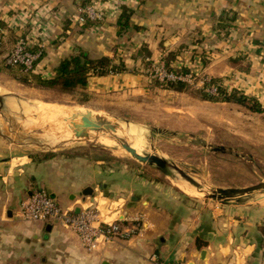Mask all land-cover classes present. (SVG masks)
I'll return each mask as SVG.
<instances>
[{"label":"crops","instance_id":"0c3cea01","mask_svg":"<svg viewBox=\"0 0 264 264\" xmlns=\"http://www.w3.org/2000/svg\"><path fill=\"white\" fill-rule=\"evenodd\" d=\"M87 1L0 0V29L5 38L9 32L44 42L37 63L43 78L79 51L123 63L121 70L88 75L78 90L90 105L115 97L137 114L155 94L159 107L174 115L234 105L203 99L193 85L183 91L151 86L149 65L166 58L171 67L196 69L227 92L236 89L264 103V0H116L117 11L94 23L77 19ZM224 16L232 19L226 32L216 28ZM36 153L0 133V264H154L153 256L180 264H264L261 205L192 198L114 155ZM36 189L62 209L94 198L106 220L138 218L141 230L88 251L61 224L19 216L21 199Z\"/></svg>","mask_w":264,"mask_h":264},{"label":"rangeland","instance_id":"374dc122","mask_svg":"<svg viewBox=\"0 0 264 264\" xmlns=\"http://www.w3.org/2000/svg\"><path fill=\"white\" fill-rule=\"evenodd\" d=\"M2 93L15 97H5L6 106L0 111V127L5 126L8 130H12L13 132L9 133L11 136L21 132L31 136V138L22 137V141L37 149H26L28 152L44 154L64 150L86 153L97 158H109L110 155H114L112 157L127 160L132 167L148 174L157 173L162 180L175 186L172 179L163 176L153 166L135 160L115 141L112 144H103L97 139H77L56 145L61 138H70L73 135L69 127L71 122L61 118L62 122H60L57 114L49 113L51 110L43 112L37 106L43 102L87 108L94 114L98 113L103 118L110 119L109 121L125 129L129 141L140 139L141 152L155 150L208 188L241 187L264 180V114L249 112L237 104L197 107L193 109L194 112L186 115H174L171 110H163L159 107L160 104L157 102L159 99L155 98L160 95L155 94L146 99L143 111L132 114L121 108L119 99L115 97L104 101L98 100V105H90L78 93L24 85L0 73V94ZM163 101L161 99V102ZM29 108L32 109L29 111ZM59 124L60 126H56ZM129 128H135V138L129 135ZM210 146H222L224 151L211 150ZM186 195L204 199L199 194ZM257 200V197H254L246 200L245 203L264 207V202Z\"/></svg>","mask_w":264,"mask_h":264},{"label":"built area","instance_id":"2783aa9c","mask_svg":"<svg viewBox=\"0 0 264 264\" xmlns=\"http://www.w3.org/2000/svg\"><path fill=\"white\" fill-rule=\"evenodd\" d=\"M116 3V0H89L77 8V19L78 21L101 22L108 15L117 11ZM44 46L43 41L34 42L26 36H19L10 51L5 54L4 63L19 65L22 71L37 74V63L42 56ZM148 69V77L151 80L155 79L159 82L182 81L212 95L217 93V85L211 84V78L200 75L196 69L176 72L170 70L163 61L149 65ZM198 83H200L199 87H197ZM77 204V209H62L50 193L44 189H36L21 199L18 212L25 221L59 223L70 229L78 236L82 246L88 251L141 230V222L138 218L128 223H124L125 218L123 217L106 220L98 209L94 198L86 197L79 200ZM152 261L154 264H180L163 262L154 256Z\"/></svg>","mask_w":264,"mask_h":264},{"label":"trees","instance_id":"16d2710c","mask_svg":"<svg viewBox=\"0 0 264 264\" xmlns=\"http://www.w3.org/2000/svg\"><path fill=\"white\" fill-rule=\"evenodd\" d=\"M226 20L229 21L232 19L226 16L220 17V19H218L216 22V28H218V30H225L226 32V28L229 25ZM87 21L94 23V21ZM7 35L8 37L5 38L3 36L2 30L0 29V55L8 53L17 39L12 33L8 32ZM9 43L12 44L10 45ZM4 56L2 58L0 57V72L10 76L15 81L24 85H31L41 88H56L62 92H70L75 94L78 93L79 96L85 100V93L83 91L79 92L78 89H83L86 86L89 74L102 75L108 72V70H121L124 67L123 63L121 62L118 64H112L111 59L108 57L102 56L98 59H90L84 51H79L77 54L61 59L55 67L54 75L52 77L43 78L38 74L22 71L19 65L5 64ZM164 63L170 70L176 72L179 70L186 72L188 70L184 67L177 68L169 66V60L167 58L164 59ZM149 83L151 86H157L164 89H173L177 91L186 90L191 86L188 83L182 81L159 82L155 79L151 80ZM211 84L217 85V93L212 95L203 89H198L197 92L200 97L211 101L234 103L243 107L249 112L264 114V103L258 99L247 96L243 92L236 89H232L230 92H227L220 84V81L216 79H211ZM53 154V152H46L43 154V157L47 158Z\"/></svg>","mask_w":264,"mask_h":264},{"label":"water","instance_id":"95a60500","mask_svg":"<svg viewBox=\"0 0 264 264\" xmlns=\"http://www.w3.org/2000/svg\"><path fill=\"white\" fill-rule=\"evenodd\" d=\"M5 97L0 94V111L5 107ZM89 113L91 111H88ZM92 113V112H91ZM97 114V113H95ZM95 121H89L88 123H83L77 127L74 123H70L69 127L73 130V135L70 138H61L56 145L59 143H65L69 140H81V139H96L100 135H108L126 152H128L135 160L143 162L145 164L153 166L156 170H158L163 176L172 179L173 181H183L192 186L197 192L201 193L204 199H210L217 201L219 203H232V204H249L245 203L246 200L257 197L259 194L264 193V180H260L256 183H253L248 186H228V187H206L199 181H197L193 176L188 174L186 171L181 169L178 165L173 163L172 161L166 159L165 157L159 155L155 150L152 152H144L137 150L131 146V144L127 141V139L115 133L117 123L113 125L110 124L107 119L102 116L96 115ZM4 130V131H3ZM91 131V137H88V132ZM13 132L12 130H8V127L2 126L0 127V133L8 138L13 143L20 145L28 150H37L36 148H32L27 143L22 141L24 137H30L23 132L17 133L15 136H11L9 133ZM24 135V136H22ZM23 137V138H22ZM211 150L214 151H224V147H211Z\"/></svg>","mask_w":264,"mask_h":264},{"label":"bare ground","instance_id":"6f19581e","mask_svg":"<svg viewBox=\"0 0 264 264\" xmlns=\"http://www.w3.org/2000/svg\"><path fill=\"white\" fill-rule=\"evenodd\" d=\"M1 95H3L4 97H6V98H9V97H15L14 95H7L6 93L4 94V93H2ZM17 98V97H16ZM16 98H15V100H16ZM38 108H40L41 110H43V112L44 111H49V110H51V111H49V113L50 112H52V113H54V114H57L58 116H59V121H60V118L63 120H65V121H67V122H72V123H74L75 125H77V127L78 126H80L81 124H83V123H88L89 121H93L94 119H95V117H98V116H96V115H99L98 113L97 114H94V113H89L88 112V110H87V108L86 109H84V108H81V107H67V106H60V105H51V104H46V103H43V102H41V103H39L38 105ZM20 108V107H19ZM32 108H29V111L31 110ZM34 110H36V109H34ZM38 110V109H37ZM36 110V111H37ZM3 111V110H2ZM12 111V110H11ZM28 111V112H29ZM27 112V113H28ZM41 113H43L42 111H40ZM39 111H38V113H40ZM5 113H7V112H5ZM26 113V114H27ZM48 113V112H47ZM48 113V114H49ZM29 114V113H28ZM37 115V114H36ZM39 116L41 115V114H38ZM45 116V115H44ZM58 116H56V117H58ZM101 116V115H100ZM37 117V116H36ZM54 117V116H53ZM38 118V117H37ZM41 118V117H40ZM57 119V118H56ZM107 119V118H106ZM108 119H109V117H108ZM42 120H44L45 121V119H42ZM62 120L60 121V122H62ZM110 120V119H109ZM108 120V121H109ZM49 121V120H48ZM51 121V120H50ZM56 121V120H55ZM59 121H57V124H58V122ZM95 121V120H94ZM49 123V122H48ZM65 123V122H64ZM110 124H114V122H109ZM50 124V123H49ZM65 124H68V123H65ZM69 125V124H68ZM52 126V125H51ZM54 126V125H53ZM56 126H60V124L59 125H56ZM62 126H63V123H62ZM114 127H116V131H115V133L116 134H118V135H122V136H124L126 139H127V135H125L126 133H125V129L121 126V125H118V126H114ZM52 128V127H51ZM54 128L55 129H57L55 126H54ZM63 128H65V127H63ZM71 128V127H70ZM54 129V130H55ZM72 129V128H71ZM73 130V129H72ZM129 135L132 137V138H135L134 136H135V133H136V131H135V128H129ZM91 133H93V132H91V131H89L88 132V137H91L90 135H91ZM131 138V139H132ZM97 140H99L101 143H103V144H112V143H114V139H112L111 137H109L108 135H100V136H98L97 138H96ZM130 139V138H129ZM127 141L131 144V146L132 147H134L136 150H137V152L139 153L140 151H141V145H140V139H137V140H132V141H129L128 139H127ZM73 142V141H72ZM144 143V142H143ZM142 144V143H141ZM143 146V145H142ZM145 149V148H144ZM147 149V148H146ZM173 183L180 189V190H182L183 192H185L186 194H189V195H194V194H199V195H201V193H199V192H197L192 186H190L189 184H187L186 182H183V181H173ZM257 199L259 200V202L261 201L262 203L264 202V193H262V194H259L258 196H257ZM257 200V201H258Z\"/></svg>","mask_w":264,"mask_h":264}]
</instances>
